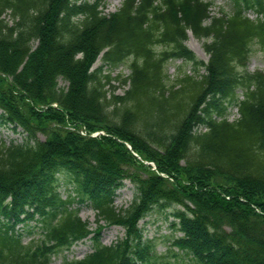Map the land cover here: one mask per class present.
Returning a JSON list of instances; mask_svg holds the SVG:
<instances>
[{
  "label": "trees",
  "instance_id": "trees-1",
  "mask_svg": "<svg viewBox=\"0 0 264 264\" xmlns=\"http://www.w3.org/2000/svg\"><path fill=\"white\" fill-rule=\"evenodd\" d=\"M103 4L0 0L1 123L26 133L0 141V264H52L90 235L91 252L60 264H158L140 226L155 210L173 217L176 264H264V72L246 69L252 45L264 51V0H234L222 15L209 0H123L111 13ZM189 31L208 39L207 62L186 45ZM103 51L112 65L132 57L130 75L94 69ZM175 58L196 74L168 85ZM113 80L128 84L123 94ZM127 179L135 197L118 209ZM112 225L124 236L104 244Z\"/></svg>",
  "mask_w": 264,
  "mask_h": 264
},
{
  "label": "rangeland",
  "instance_id": "rangeland-1",
  "mask_svg": "<svg viewBox=\"0 0 264 264\" xmlns=\"http://www.w3.org/2000/svg\"><path fill=\"white\" fill-rule=\"evenodd\" d=\"M123 0H104L102 6L104 13H111L116 11L122 3ZM211 1V12L214 15L230 14L233 11L234 0H209ZM247 15L252 18L256 17L254 11H248ZM9 19V15H6ZM10 20V19H9ZM208 39L198 38L192 32H189V37L186 40V45L195 53L198 59L207 61L209 59V54L204 49L205 41ZM36 43H34L35 45ZM104 52L101 53L97 61L95 62L93 68L102 67V73L110 74L112 77L125 78L128 77L131 73L130 64L132 62V57H128L123 62L119 64L112 65L106 63L103 59ZM246 69L250 72L257 70L264 72V51L259 44L256 42L252 45L248 60L246 61ZM195 64L191 61L182 58L170 59L166 62L165 74L167 76L168 85H171L179 77H183L184 74L194 75ZM200 73H205V70L202 69ZM67 84L64 79H59V85L65 86ZM113 84L117 86L116 93L123 94L128 88V84H122L120 80H113ZM1 111H0V123H1ZM228 119L235 120L239 117L238 108L233 105L228 109ZM200 129L205 130V127H199ZM39 137L43 136L42 133H38ZM26 138V133L22 128H14L10 123H1L0 124V141L3 140L7 143L12 141L22 142ZM66 185L61 186L60 190L64 197L67 195ZM136 193L135 185L130 180H125L123 185L116 191L115 197V206L118 209L127 208L133 201ZM77 205V204H75ZM80 215L82 218L90 223L92 229L97 226L96 223V211L88 205H82L80 208ZM173 217L170 215V210H165L159 212L158 210L148 213L143 219L140 220V226L144 228L145 237L153 240L155 243V249L158 255L156 263L158 264H176V259L174 257V250H178L177 247L170 245L171 237L174 232V228L171 223ZM104 222V221H102ZM125 229L120 225H112L106 227L102 231V241L104 244H111L116 242L119 238L124 236ZM178 233V232H177ZM39 235V234H38ZM36 235V237H38ZM35 235L30 234L26 235L25 239L29 240ZM93 240L92 238H87L81 240L69 251H64L63 253L57 255L52 264H60L64 255L68 258H82L85 254L92 251Z\"/></svg>",
  "mask_w": 264,
  "mask_h": 264
}]
</instances>
